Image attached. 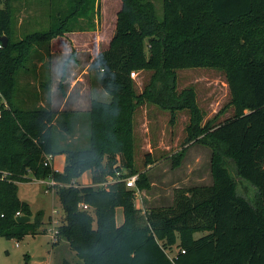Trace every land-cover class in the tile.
Here are the masks:
<instances>
[{
  "label": "trees",
  "instance_id": "1",
  "mask_svg": "<svg viewBox=\"0 0 264 264\" xmlns=\"http://www.w3.org/2000/svg\"><path fill=\"white\" fill-rule=\"evenodd\" d=\"M12 1L0 0V35L8 36L0 41V236L41 227L43 211L33 214L18 195V182L32 175L57 182L65 212L58 236L82 264H264V0H163L162 18L154 0H122L114 36L90 65L110 100L92 99L87 148L59 150L57 111L18 105L16 74L35 43L96 29L99 0H59L55 24L20 39L13 38ZM197 67L221 70L229 87V102L209 118L196 88L178 82L179 70ZM132 71L151 72L141 91ZM144 105L169 110L171 123L189 113L182 150L211 149L213 182L178 188L171 206L142 213L125 179L137 174L139 190L151 187L135 165V120ZM228 108L232 114L220 120ZM48 153L66 155L62 171L44 165ZM145 162H153L150 153ZM86 171L92 184L75 185ZM236 176L255 187L254 202L238 192ZM18 213L33 219L19 223ZM200 230L208 232L195 237Z\"/></svg>",
  "mask_w": 264,
  "mask_h": 264
},
{
  "label": "rangeland",
  "instance_id": "2",
  "mask_svg": "<svg viewBox=\"0 0 264 264\" xmlns=\"http://www.w3.org/2000/svg\"><path fill=\"white\" fill-rule=\"evenodd\" d=\"M154 2L156 12L162 18L163 0ZM61 5L63 4L59 0H13V38L20 39L33 32L49 30L56 22L54 17L58 15L57 10L62 8ZM105 5L108 24L109 16H114L120 5L112 0H106ZM100 16L99 9L96 18ZM99 19L94 30L77 28L60 35L58 39L53 38L50 42L35 43L25 61V67L16 74L14 100L18 105L24 108L45 106L57 111L54 137L56 150L67 145L73 148H87L90 144L88 113L71 111L76 109V105L72 103L73 99L76 100V90H79L78 93L82 90L81 108L88 105L90 99L107 100L110 97L101 86L96 70L90 65L93 58L109 46L116 27L106 26L101 18ZM136 72L133 78L137 90L141 91L151 72ZM72 78L84 80L77 81V84L75 82L70 92L72 99L64 105ZM178 82L180 87L192 85L196 88L200 105L205 109L207 116L211 114L212 117L229 102V87L221 70L210 67L179 70ZM44 84L48 86L45 87ZM230 108L222 113L220 120L232 114L233 110ZM171 116L169 110L155 105H144L136 114L135 165L141 172H145L151 181V187L139 190L135 199L136 206L142 213L154 207L171 206L178 188L208 185L213 182L211 149L201 144H191L182 150L189 113H178L174 123L170 122ZM66 125L69 126L68 130L65 129ZM181 150L184 155L178 164H174V156ZM148 153L153 162L146 165L145 157ZM53 155L54 170H59L62 156L59 153ZM79 178L75 180L78 183L91 180L90 171H86ZM236 180L238 192L254 202L255 187L237 176ZM61 185L58 184L57 187ZM46 188L41 179L32 175L31 180L18 182L20 199L30 204L33 214L43 211V223L37 232H29L21 238L0 236V264H61L65 259L72 264H82L65 238L61 237L57 244H53V220L56 217L62 223L65 212L56 195L57 188L49 189L48 192ZM53 209L58 213L53 215ZM122 220L123 209L118 207L117 222L120 224ZM207 232L208 230L197 231L195 237Z\"/></svg>",
  "mask_w": 264,
  "mask_h": 264
},
{
  "label": "crops",
  "instance_id": "3",
  "mask_svg": "<svg viewBox=\"0 0 264 264\" xmlns=\"http://www.w3.org/2000/svg\"><path fill=\"white\" fill-rule=\"evenodd\" d=\"M113 2L114 1H116V4H119L120 5V7H118L117 8V10L114 12V16L112 15H110L109 16V22H110V24H109V22H108V24H107V22H106V20H107V17H108V15H107V13H106V10H107V7H106V0H99V8H100V12H101V16L99 17V18H101V20H102V23L103 24H106V26H112L113 25V27H116V22H117V14H118V12H119V10L121 9V7H122V0H112ZM118 1V2H117ZM99 18H96V21L98 22V20H100ZM113 31V30H112ZM72 33H74V32H72ZM59 37V36H58ZM112 38H113V36H112ZM112 38H111V40H112ZM55 39H58L57 37L55 38ZM52 40H54V39H52ZM111 40H110V42H111ZM72 41L74 42V40L72 39ZM81 80H84V78H80V79H75V78H72L71 79V88H69V90H68V94H67V96L65 97V99H64V105H65V103H67V102H69L72 98H70V95H71V91L73 90V87L72 86H74V84H75V82H76V84H77V81H81ZM98 80H99V77H98ZM87 81H88V79H87ZM100 82V81H99ZM101 90V89H100ZM103 91V90H102ZM79 92V90L77 91L76 90V100H74L73 99V101H72V103L74 104V105H76V109H72L71 111H76V113H87V111L88 110H90V107H91V102H92V100L90 99V102H88V105H85L84 106V108H81V104H82V101H81V92H82V90H80V93H78ZM99 100H101V99H99ZM108 100H110V97H109V99H107V100H103V101H108ZM209 107H210V103H209ZM53 109V108H52ZM54 110V109H53ZM60 110H62V109H60ZM211 113H213V111H211ZM216 113H217V111H216ZM210 116H211V114H210ZM210 116H208V118L210 117ZM79 122V121H78ZM77 126H79L78 124H76ZM81 125V124H80ZM61 156H62V160L60 161V163H59V165H61V168H59V170L60 171H62L63 170V168H64V166H65V164H66V155L65 154H61ZM90 173H91V171H90ZM80 180H81V178H79ZM78 179V180H79ZM76 182V181H75ZM76 184H79V185H90V184H92V173H91V180H86L85 182H83V183H78V182H76ZM52 213H53V211H52ZM52 217V216H51Z\"/></svg>",
  "mask_w": 264,
  "mask_h": 264
},
{
  "label": "built area",
  "instance_id": "4",
  "mask_svg": "<svg viewBox=\"0 0 264 264\" xmlns=\"http://www.w3.org/2000/svg\"><path fill=\"white\" fill-rule=\"evenodd\" d=\"M136 74H137V72H135V71L131 72V76L132 77H135ZM0 113H1V109H0ZM53 159H54V155L52 153L46 154L45 158H44V161H43L44 165L45 166H51L54 169L53 164H52ZM56 171H59V170H56ZM137 178H138V175L135 174V175H132V176H130V177L125 179L127 186L130 187V188L135 189L136 197H137V195L139 193V189L136 186ZM109 180H112V177H110ZM41 181L44 184H46V186H47L46 191L47 192L49 191V189H54L55 186L57 185V182L53 178L41 179ZM83 207L85 209H87L88 205H83ZM56 213H58V211L53 209V215H55ZM18 215H20V214L18 213ZM53 223H54V225L52 227L53 231H52V235H51L52 237L51 238L53 240V243H55L59 239V236H58L59 235V226L61 225V223H60L59 219L56 218V217L54 218ZM43 264H48V263H43Z\"/></svg>",
  "mask_w": 264,
  "mask_h": 264
},
{
  "label": "water",
  "instance_id": "5",
  "mask_svg": "<svg viewBox=\"0 0 264 264\" xmlns=\"http://www.w3.org/2000/svg\"><path fill=\"white\" fill-rule=\"evenodd\" d=\"M0 41L2 42L3 45H6L8 42V36L7 35H0ZM31 219H32V217L29 215L20 214V215L16 216V220L19 223H27V222H30ZM25 264H28V263H25Z\"/></svg>",
  "mask_w": 264,
  "mask_h": 264
}]
</instances>
